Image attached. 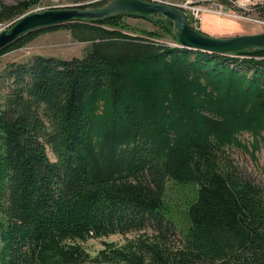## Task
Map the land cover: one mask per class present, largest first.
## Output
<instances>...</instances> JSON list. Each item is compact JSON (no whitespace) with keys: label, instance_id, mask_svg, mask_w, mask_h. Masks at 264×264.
<instances>
[{"label":"trees","instance_id":"trees-1","mask_svg":"<svg viewBox=\"0 0 264 264\" xmlns=\"http://www.w3.org/2000/svg\"><path fill=\"white\" fill-rule=\"evenodd\" d=\"M34 2L0 1V21ZM250 8L264 20V0ZM126 15L138 17L40 27L0 49L58 27L89 42L81 57L34 55L0 75V264H78L86 239L146 227L93 260L264 264V196L227 153L264 149V48L210 53L173 35L168 45L150 37L171 35L170 20L146 18L156 28L140 36ZM167 180L193 190L185 224L164 199Z\"/></svg>","mask_w":264,"mask_h":264},{"label":"rangeland","instance_id":"rangeland-1","mask_svg":"<svg viewBox=\"0 0 264 264\" xmlns=\"http://www.w3.org/2000/svg\"><path fill=\"white\" fill-rule=\"evenodd\" d=\"M0 1L10 4L17 0ZM78 1L79 0H35V2L30 5L23 13L29 12L28 10L32 9L36 5L47 8L77 6L78 4L94 3H80ZM108 1L109 0L106 2ZM151 1H160L180 7L189 18V23L193 27H196L199 30L211 35L224 36L230 34L255 33L264 31V20L258 19L253 13H251L250 7L257 0ZM198 6H202L204 9L201 12L199 11L197 16L198 18L194 19L188 9ZM15 18L16 17L2 21H5L6 23L8 22L7 26H9ZM122 18L128 24L127 29L132 34H140L139 31L142 28L147 30H154L156 28V26L146 18L129 15L123 16ZM169 30L171 31V35L169 33H164L161 37H150V39L160 40L168 43V45H175L176 42L172 38V35L174 36L172 24ZM140 36L144 35L140 34ZM88 46L89 42L86 40L79 41L73 39L68 28L58 27L53 29H45L33 35L24 43L22 47L10 50L0 55V75H2L4 68L10 63L23 62L34 55L69 59L71 57H81L84 53V50ZM1 80H3V78H1ZM2 91H5V88H3ZM242 137H246V134H243ZM45 152L50 160L54 159L48 147H46ZM227 153L232 166L236 168L237 172L244 179H247L250 182L258 185L264 196V149L260 148L257 151H252V155H250L249 148L247 152L230 148L227 150ZM192 192L193 190L190 186H178L170 180L165 182L164 199L171 208L170 212L173 214L175 222L179 223L182 221L183 224L186 223L182 209L191 200ZM173 225L174 227L172 234L167 236L168 248L176 247L181 239L180 231L177 228L178 224L176 223ZM152 231L153 230H151L149 227H146L143 230L132 231L126 234L114 233L107 236H102L100 238H88L82 242L81 245L89 259L78 264H108L107 262L97 263L93 260L98 255L99 251L105 247L106 243L120 245L126 239L133 238L137 234H151Z\"/></svg>","mask_w":264,"mask_h":264},{"label":"water","instance_id":"water-1","mask_svg":"<svg viewBox=\"0 0 264 264\" xmlns=\"http://www.w3.org/2000/svg\"><path fill=\"white\" fill-rule=\"evenodd\" d=\"M114 12L130 13L154 22L168 19L172 22L177 42L188 49L226 54L264 48V31L216 36L191 26L185 12L178 6L151 0H109L98 6L47 7L22 13L0 30V49L36 28L101 18Z\"/></svg>","mask_w":264,"mask_h":264},{"label":"built area","instance_id":"built-area-1","mask_svg":"<svg viewBox=\"0 0 264 264\" xmlns=\"http://www.w3.org/2000/svg\"><path fill=\"white\" fill-rule=\"evenodd\" d=\"M96 1H100V0H79L78 2L80 3H92V2H96ZM40 8H44L43 6H34L32 9L28 10V11H32V10H37V9H40ZM204 8L202 6H198V7H193L191 9H188L190 14L192 15V17L194 19L198 18V14H199V11L201 12ZM8 22L6 23L5 21H0V30L2 28H5L7 26Z\"/></svg>","mask_w":264,"mask_h":264}]
</instances>
